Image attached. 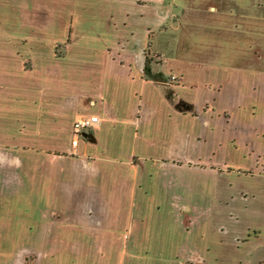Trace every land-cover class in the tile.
<instances>
[{
    "label": "crops",
    "instance_id": "1",
    "mask_svg": "<svg viewBox=\"0 0 264 264\" xmlns=\"http://www.w3.org/2000/svg\"><path fill=\"white\" fill-rule=\"evenodd\" d=\"M94 115L96 129L75 133L76 118ZM261 141L264 0H0L1 246L18 214H60V247H73L61 263L91 260L81 245L94 243L118 264H227L210 244L171 252L182 244L169 233L189 231L192 191L207 198L212 182L219 199L240 177L264 181V153L254 171L214 167L222 146L253 154ZM162 214L173 221L158 223ZM48 229L37 230L41 244H58ZM252 229L234 238V264L264 263V246L258 263L245 251L263 240ZM30 254L46 258L15 264Z\"/></svg>",
    "mask_w": 264,
    "mask_h": 264
},
{
    "label": "rangeland",
    "instance_id": "2",
    "mask_svg": "<svg viewBox=\"0 0 264 264\" xmlns=\"http://www.w3.org/2000/svg\"><path fill=\"white\" fill-rule=\"evenodd\" d=\"M64 50L65 45L60 44L59 48H57V53L62 56L65 52ZM150 60L152 64H148L147 71L151 75L153 74L152 68L157 67V64L155 63L158 62V60H155L154 58H150ZM168 81L176 82V79L172 80V76H170ZM208 152L211 153V149H208ZM250 152L251 149L249 146L241 147L237 150H234L233 148L228 149L227 147L222 146L217 150L215 155L219 161V165L214 166L217 168L216 173H218V175L223 174L228 176L234 173V170H231L232 168H249L254 171V161L256 156L264 153V141H261V143L257 142L254 146L253 154ZM233 179L236 180L235 177ZM224 182V179H220L218 185H224ZM212 187L213 183L209 182V194L207 198L200 195L197 196L192 191V195H190L192 196L191 201H196L195 205L197 208H195L194 212L189 216L191 219L190 229L178 238L171 236L169 233V238L172 243L175 242L182 244L178 247L170 246V251L173 253L180 252V255H184L188 249L195 248L201 253V248L206 244H210L209 248H212H210L211 252H209V254L215 253L219 256L221 254L226 259H230L227 264H234L236 263L235 260L237 255L240 254L235 247L234 238H240L245 234H249L248 232H251V230H253L252 228L257 226L258 230L261 232V238L263 240H260L259 238L257 241L250 242L246 246L247 248L245 251L252 253V257H249V259L251 258L255 263L260 262L259 260L263 259L264 246V181L259 182L240 177L235 181L234 186L232 187V192H230L232 194L228 195V197L219 198L221 202L217 197H213L214 189H212ZM240 189L246 192V200L239 199L238 193L236 192ZM189 192H191L189 188H186V194ZM187 199L190 200L189 197H187ZM53 216L54 219H51L50 216V220H45L43 215L33 214L32 220L29 222L25 219L24 214H18L16 216L15 234L13 233L14 231L12 228L10 231L7 230L11 233V237L6 238V240H8V242L11 240V245H0V264H15L19 258H22L31 252H38L46 256V258L41 260L39 264H118L103 260L100 254H103L102 251L105 249V246L94 243H85L81 245V248L87 250L85 253L86 255H90L91 260H76L73 261V263L69 260L66 263H61L60 255L71 258V249L73 247H60V214H55ZM175 218L176 220H174V223L181 227L183 217L176 216ZM155 220H157L158 223L167 221L170 223L173 221L172 217L167 216L166 214L160 215L159 218ZM41 226H47L50 229H48V232L50 233V243L57 241L58 244H41V238L37 233V230ZM117 230L118 235L120 236L124 231V227L120 226ZM180 232L181 231L178 232L177 236ZM43 239H45L44 236ZM118 240L120 242V239ZM116 248H119L120 250V247ZM143 249H147V252H150L149 254L155 256L158 253L157 250L159 248L151 243V239L146 238ZM245 255V252L241 253L242 259L245 258ZM27 257L30 262L29 264H37L36 254H30ZM182 261L183 260L178 259L175 264H183L181 263ZM148 264L159 263L148 262ZM242 264L246 263L244 262Z\"/></svg>",
    "mask_w": 264,
    "mask_h": 264
},
{
    "label": "built area",
    "instance_id": "3",
    "mask_svg": "<svg viewBox=\"0 0 264 264\" xmlns=\"http://www.w3.org/2000/svg\"><path fill=\"white\" fill-rule=\"evenodd\" d=\"M176 78L172 76V80ZM100 119L97 116H80L75 119L73 129L75 133H90L99 125Z\"/></svg>",
    "mask_w": 264,
    "mask_h": 264
},
{
    "label": "water",
    "instance_id": "4",
    "mask_svg": "<svg viewBox=\"0 0 264 264\" xmlns=\"http://www.w3.org/2000/svg\"><path fill=\"white\" fill-rule=\"evenodd\" d=\"M87 134H84V136H86Z\"/></svg>",
    "mask_w": 264,
    "mask_h": 264
},
{
    "label": "trees",
    "instance_id": "5",
    "mask_svg": "<svg viewBox=\"0 0 264 264\" xmlns=\"http://www.w3.org/2000/svg\"><path fill=\"white\" fill-rule=\"evenodd\" d=\"M264 264V263H263Z\"/></svg>",
    "mask_w": 264,
    "mask_h": 264
}]
</instances>
